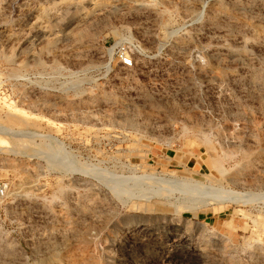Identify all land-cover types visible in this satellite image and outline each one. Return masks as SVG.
I'll return each instance as SVG.
<instances>
[{
	"label": "rangeland",
	"instance_id": "rangeland-1",
	"mask_svg": "<svg viewBox=\"0 0 264 264\" xmlns=\"http://www.w3.org/2000/svg\"><path fill=\"white\" fill-rule=\"evenodd\" d=\"M263 171L264 0H0V264H264Z\"/></svg>",
	"mask_w": 264,
	"mask_h": 264
},
{
	"label": "built area",
	"instance_id": "built-area-1",
	"mask_svg": "<svg viewBox=\"0 0 264 264\" xmlns=\"http://www.w3.org/2000/svg\"><path fill=\"white\" fill-rule=\"evenodd\" d=\"M117 56L124 67L131 68L133 66V56L128 49L122 47L118 50ZM7 193V184L0 181V197H4Z\"/></svg>",
	"mask_w": 264,
	"mask_h": 264
},
{
	"label": "bare ground",
	"instance_id": "bare-ground-1",
	"mask_svg": "<svg viewBox=\"0 0 264 264\" xmlns=\"http://www.w3.org/2000/svg\"><path fill=\"white\" fill-rule=\"evenodd\" d=\"M250 163V162H249ZM256 170V169H255ZM243 172V171H242ZM264 172V171H263ZM235 179V178H234ZM243 179H245V178H243ZM194 182V181H193ZM253 182V181H252ZM259 183L258 184H256L255 182V184L256 185H261V186H263L264 187V178L263 179H259V181H258ZM253 183V184H254ZM101 207V206H100ZM105 209H107V208H105ZM150 228H147V226L146 227H144L143 229H142V232H140V235L141 236H144V234L146 233L145 231L146 230H149ZM140 230H141V228H140ZM144 231V232H143ZM134 236V235H133ZM137 241H140L141 240V237H136L135 238ZM179 241H180V239H178ZM177 240V241H178ZM188 240L190 241V238H188ZM189 245L190 246H188V248L191 250V251H193V252H195V251H197V245H193L192 243H189Z\"/></svg>",
	"mask_w": 264,
	"mask_h": 264
}]
</instances>
